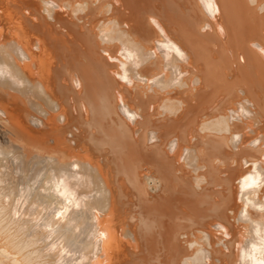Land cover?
<instances>
[{"label":"bare ground","instance_id":"1","mask_svg":"<svg viewBox=\"0 0 264 264\" xmlns=\"http://www.w3.org/2000/svg\"><path fill=\"white\" fill-rule=\"evenodd\" d=\"M0 264H264V0H0Z\"/></svg>","mask_w":264,"mask_h":264}]
</instances>
